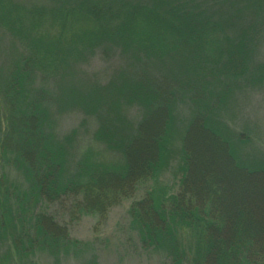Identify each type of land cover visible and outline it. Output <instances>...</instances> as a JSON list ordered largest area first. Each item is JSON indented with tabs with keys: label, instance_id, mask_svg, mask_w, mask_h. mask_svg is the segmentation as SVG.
Returning a JSON list of instances; mask_svg holds the SVG:
<instances>
[{
	"label": "trees",
	"instance_id": "16d2710c",
	"mask_svg": "<svg viewBox=\"0 0 264 264\" xmlns=\"http://www.w3.org/2000/svg\"><path fill=\"white\" fill-rule=\"evenodd\" d=\"M261 32L264 0H0V39L14 46V58L0 65V264H35L42 255L59 263L83 246L51 213L61 200L74 197L76 213L105 218L146 185L130 208L145 246L172 264H264V220L247 188L262 171L237 162L207 124L220 93L211 88L264 83V64L252 69ZM117 53L143 77L101 85L82 70ZM161 65L173 87L148 75ZM179 94L195 106L183 128L198 120L199 139L212 146L194 150L178 138L179 191L167 196L155 184L175 154ZM135 107L138 122L127 116ZM76 112L96 123L93 144L118 159L80 149V127L61 130ZM215 150L216 163L243 178L231 203L229 179L211 162Z\"/></svg>",
	"mask_w": 264,
	"mask_h": 264
},
{
	"label": "rangeland",
	"instance_id": "374dc122",
	"mask_svg": "<svg viewBox=\"0 0 264 264\" xmlns=\"http://www.w3.org/2000/svg\"><path fill=\"white\" fill-rule=\"evenodd\" d=\"M40 2L46 0H23V2ZM261 42L255 58L253 60L252 69L259 71L264 64V32L260 34ZM0 39V65H3L7 59H13V48L11 38L9 36ZM130 60L128 55L125 58L118 54L109 57L97 56L82 70L84 73L98 81L101 85H106L116 76L140 77L144 74L139 73L134 68V62ZM131 62V63H130ZM176 68V67H174ZM148 71V75L152 78L154 84L172 85L171 75L168 73L167 67H156ZM229 82L224 80V84L217 85L218 89H210L216 95L213 97L211 107L215 110L208 118L209 129L220 133L226 141V151L230 153L240 163H246L262 171L256 178V183L249 182V194L255 199L249 202V206L253 207V211L259 214L261 220H264V83L250 84L239 82ZM91 83V82H90ZM180 85H176L179 87ZM208 89V90H209ZM206 91L204 96L211 91ZM184 92L182 89L180 90ZM200 94H202L200 92ZM183 97H182V96ZM185 94H179V102L176 110L177 117V138L173 143V160L170 166L161 174L155 187L160 188L167 196L174 195L179 191L178 184L180 175L177 173L178 162L180 159L181 141L188 144L194 150L197 147H203L205 144L212 146V143L206 141L204 143L199 139L201 130L198 120L190 128L184 127L193 117L195 106ZM127 116L133 122H138L141 113L137 107L130 108ZM87 120V121H86ZM86 121L85 127L81 125ZM221 123L227 127L222 128ZM61 130L63 132L80 127V149L88 146L93 147L99 152L105 160L115 161L118 155L107 151L103 146L93 144L92 134L96 129V123L92 119H86L81 113H70L63 117ZM234 131V132H232ZM244 133L245 135H241ZM181 140H179V139ZM211 139V138H209ZM184 144V145H185ZM204 151V150H203ZM213 153V151H212ZM216 150L213 153L212 164L218 165V171L225 175L226 182L223 185L225 194L228 195L229 203L234 201V193L239 187V183L243 181L242 177L236 178L234 168L224 165L223 161L218 164L215 161ZM215 162V163H214ZM233 171V172H232ZM246 182V181H245ZM151 186L146 185L134 193L131 199L120 201L116 206L110 209L109 214L105 218L95 216H85L76 213L74 210L77 204L76 199L67 197L61 200L51 209V213L56 217L59 225L64 227L70 235V238L80 242L83 246L76 251H70L68 255L56 263L53 259L42 255L39 256L35 264H172L167 254L163 251L158 252L151 247L145 246L139 239L137 232L132 227V219L130 216V208L135 201L143 200ZM253 191V192H252ZM252 192V194H251ZM246 194V191H245ZM75 211V213H74ZM11 264H15L12 260Z\"/></svg>",
	"mask_w": 264,
	"mask_h": 264
}]
</instances>
